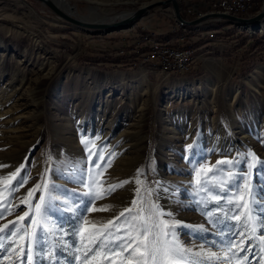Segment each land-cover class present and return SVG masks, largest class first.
<instances>
[{"label":"rangeland","instance_id":"obj_1","mask_svg":"<svg viewBox=\"0 0 264 264\" xmlns=\"http://www.w3.org/2000/svg\"><path fill=\"white\" fill-rule=\"evenodd\" d=\"M158 1L54 3L88 22L115 21L149 5L136 21L159 28L164 20ZM262 1L255 0V13ZM134 22L130 26L138 24ZM219 22L212 25H222L217 31L232 25L229 38L198 37L195 45L214 44L202 47L208 51L198 57L194 69L174 76L134 66V56L118 58L108 48L118 44L112 32L130 26L94 36L68 24L38 0H0V264H29L26 234L34 245L31 264H77L81 236L85 246L93 240L97 245L80 264H101V256L95 255L98 244L125 235L127 222L137 223L133 217L150 214L153 224L163 220L175 225L168 231L192 250L185 254L187 264H209L195 256L201 250L221 257L210 264H261L260 228L249 250L247 238L252 233L231 219L239 215L235 204L227 203L237 192L236 182L229 181L224 191L217 185L227 180L229 172L248 175L251 161L246 157L254 153L260 163L251 169L253 199L264 202V62L258 61L264 58V44L252 46L251 36H264V28L256 27L264 19L239 26ZM125 59L130 60L129 67ZM82 138L93 143L85 145ZM234 159L242 163L217 165ZM22 165L17 183L12 176ZM90 168V187L102 195L94 202L83 195ZM138 170L143 199L136 191L141 187L136 183ZM206 177L215 178L216 184L202 182L198 188L197 179ZM123 181L128 183L104 195L109 186ZM41 196L45 202L37 226L32 219ZM212 196L221 199L217 202ZM152 203L162 216L153 214ZM126 209L131 211L117 220ZM209 211L213 216L207 215ZM25 212L29 216L19 221ZM12 221L19 228L3 231ZM12 231L18 235L12 236ZM108 232L114 235L108 237ZM241 233L245 250L230 251ZM102 255L107 264H131L118 251Z\"/></svg>","mask_w":264,"mask_h":264},{"label":"snow or ice","instance_id":"obj_2","mask_svg":"<svg viewBox=\"0 0 264 264\" xmlns=\"http://www.w3.org/2000/svg\"><path fill=\"white\" fill-rule=\"evenodd\" d=\"M83 144L88 145L89 143H93L92 141L85 140L82 138L81 141ZM191 148V146H189ZM115 154H113L114 156ZM103 159V157H101ZM246 159L250 160L249 163V173L245 176H240L236 172H229L227 174V180L221 179L218 183V187L221 191H224L225 188L228 186L229 181H235L237 186V192L231 193L229 199L227 200V203L229 204H235L236 209L239 211V215H234L231 217V219L239 222H242L246 228L252 233L251 236H249L247 239L249 241L248 248L251 249L250 241L253 238H256V230L257 227L260 228L262 235L258 239V246L261 248V251L264 252V202L257 201L253 199V193H252V186H251V169L256 167L257 163H260L257 161V158L255 157L254 153H248ZM89 163H93L91 159V155L89 156ZM242 163L240 160H222L218 161L217 165L220 164H226V165H236ZM111 164V158L108 160V165ZM96 167H99V165H96ZM216 166H213L212 169H209V172L214 171ZM24 166L22 165L20 169H17L16 173H13L12 179L15 180L17 183H19L20 179V172L23 170ZM142 174L141 170H138L137 172V181L136 183L138 185H141V187L137 188V196L139 199H143V197L140 195L142 191V185L143 181L139 179V176ZM198 176H199V170H198ZM88 182L84 184V187L88 190L83 193L85 197H89L90 201L88 202H94L96 199H101V194H95L90 187L93 179V169H89L88 174ZM243 180L244 184L240 186L239 180ZM25 184L27 183L26 180L23 181ZM202 182H208V183H214L216 184L215 178L208 180L207 177L204 181H201L200 179H197V187L199 188L200 184ZM124 183H128V181H123L120 184L111 185L108 189L105 190L104 195L109 194L112 191H115L117 188L121 187ZM39 185H37L35 188L29 190V197L35 194V192L39 189ZM45 189L49 187L47 183L44 185ZM54 187V186H53ZM151 192L149 191V195ZM245 194L248 196V199L245 200L244 196ZM212 200L219 202L221 197L219 196H212ZM44 202L45 198L44 196H41L40 202L35 205V212L37 214V217H34L32 219L33 225H40V221L38 219L41 210L44 208ZM28 203H31L29 200ZM137 204V201H133V205L135 206ZM111 206H105V209L110 208ZM151 209L153 214L156 217H160L163 215L162 211L158 210V205L155 203L151 204ZM131 209H126L124 212L120 213V216L116 219L119 220L121 217L126 216L127 213H129ZM217 211H221L220 209H217ZM257 213L259 218H257V215H254L253 213ZM2 214V212H0ZM209 217L213 216V213L209 211L207 213ZM29 216L28 212H25L24 216L19 218V221H24L26 217ZM134 221H137V223L127 222L128 227L125 229V235L123 236H116L115 239H108L105 238L102 242L98 244V251L95 252V255L101 256V264H107V260L103 257L104 252L111 253L113 251H118L119 255L121 257L126 258L127 260L131 261V264H187L185 260V254H191V249H186L183 247V245L180 244L178 238L175 236L174 232H169L168 229L174 228L175 225H169L166 221L160 220L158 223L153 224V215L148 216H139V217H133ZM109 225H112L115 223V221H109ZM139 225V226H137ZM12 227L19 228V225L16 221L10 222V224H6L3 227V231H10ZM155 229V231L153 230ZM117 231H120L119 229ZM12 236L18 235V231H12ZM114 233L108 232L107 236L112 237ZM32 236L36 238V246H39V237L34 232L32 233ZM26 241L27 243V259L29 261V264L33 261V243L30 241V238L26 234ZM97 245V240H93L91 244L85 246L83 242V236H81V247L77 248V252H82V255L76 256L77 264H80V262L84 259L88 258V253L93 252V246ZM0 247H3V244L0 243ZM236 249L237 251L243 252L245 250V238L244 233L240 234V238L238 241L232 242L231 249ZM21 254H24V249H21ZM51 255V254H49ZM195 256L202 257L203 260H206L209 262H212L214 260L221 259V257H218L215 253L212 252H204L201 250L200 252H196ZM245 260H247V257H245ZM42 264V262H41ZM123 264V262H121ZM197 264H202V262H197ZM239 264H243V262H239ZM261 264H264V258H262Z\"/></svg>","mask_w":264,"mask_h":264},{"label":"built area","instance_id":"obj_3","mask_svg":"<svg viewBox=\"0 0 264 264\" xmlns=\"http://www.w3.org/2000/svg\"><path fill=\"white\" fill-rule=\"evenodd\" d=\"M176 1L177 4L182 2L185 13L194 15L195 18L210 12L249 13L256 7L255 0ZM263 2L264 0L260 8L264 7ZM159 7L161 8L160 15L163 17L164 26L162 24L159 28H154L144 22L136 21L138 24L130 26L128 30L112 32V34H117L114 42L118 44L109 45L108 48L116 53L118 58L127 53L134 56V66H145L166 75H184L194 69L198 57L208 51L203 49L206 48L204 46L206 43L198 44V46L195 45L196 41L202 37H205V40L214 39L217 29L212 26L213 22L222 20L207 19L197 24L184 25L174 19L172 8L168 9L171 7L170 5L160 4ZM96 35L94 34V36Z\"/></svg>","mask_w":264,"mask_h":264},{"label":"water","instance_id":"obj_4","mask_svg":"<svg viewBox=\"0 0 264 264\" xmlns=\"http://www.w3.org/2000/svg\"><path fill=\"white\" fill-rule=\"evenodd\" d=\"M41 3H43L45 6H47L52 12H54L56 15L60 16L62 19H64L68 24H74L75 26H78L79 29L82 31L94 34V33H107L115 30H119L122 28L129 27L134 21L137 20V18H140V16L146 12V9L149 8V6L146 7H138L130 12V14L125 18H120L115 21L110 20H104V21H83L78 20L72 16H69V14H66L60 10H58L57 6L51 1V0H38ZM162 5L169 4L172 8L173 16L176 21H178L181 24H197L201 21L207 20V19H219L223 20L228 23H234L239 25L243 24H255L258 21H261L264 19V7L261 8L258 12L254 14L252 17H237L231 14H225L221 12H210L207 14H204L198 18H195L192 21L185 22L181 19L178 11V5L176 0H160L158 1Z\"/></svg>","mask_w":264,"mask_h":264},{"label":"trees","instance_id":"obj_5","mask_svg":"<svg viewBox=\"0 0 264 264\" xmlns=\"http://www.w3.org/2000/svg\"><path fill=\"white\" fill-rule=\"evenodd\" d=\"M203 1H205V0H203ZM177 5H178L179 15H180V17H181V19L183 21L189 22V21H192V20L195 19L194 15L185 13L184 4L182 2L178 3ZM255 11L256 10H253L252 12H249V13H234V14H231V15H234V16H237V17H242V18H244V17H252V16H254ZM218 23H220V22H218ZM230 26H232V25L231 24H227V25L223 26V29L217 31V35H219L222 39H224L226 37L229 38L231 33H233V27H230ZM221 27H222V25L220 26V24L219 25L216 24L214 28L218 30ZM251 36H252V39H253L252 40V43H253L252 46L256 47V46L259 45L260 47H262V44H264V36L257 35L256 33L254 35H251ZM236 41L238 42V44H242L243 43V38L242 39H237ZM129 61H130L129 59H125L123 61L127 67H129V64H128ZM258 61H263L264 62V58L261 57ZM122 67H124V66H122ZM125 69H127V68H125Z\"/></svg>","mask_w":264,"mask_h":264},{"label":"bare ground","instance_id":"obj_6","mask_svg":"<svg viewBox=\"0 0 264 264\" xmlns=\"http://www.w3.org/2000/svg\"><path fill=\"white\" fill-rule=\"evenodd\" d=\"M51 1H52L53 3L55 2L57 5H60V4H59V1H61V0H51ZM112 1H119V0H112ZM55 3H54V4H55ZM56 4H55V5H56ZM57 5H56V6H57ZM64 5H65V4H63V6H64ZM148 6H149V5H148ZM65 7H67V9H69L68 6L65 5ZM145 7H146V5H145ZM57 8H58V6H57ZM63 9H64V8H63ZM67 9H66V10H67ZM58 10H60V9L58 8ZM92 10H93V9H92ZM60 11H61V10H60ZM93 11H94V10H93ZM62 12H63V11H62ZM64 13H66V12H64ZM66 14H68V13H66ZM142 15H143V14H142ZM142 15H141V16H142ZM69 16H72V15L69 14ZM141 16H140V17H141ZM72 17H74V16H72ZM120 17H121V18H125V17H127V16H125V15H121ZM74 18H76V17H74ZM76 19H78V20H82V19H80V18H76ZM113 19H114V18H113ZM115 19H116V18H115ZM83 21H84V20H83ZM87 22H88V21H87ZM258 22H259V21H258ZM77 27H78V26H77ZM256 27H258V28H262V29H263V28H264V24H263V23H262V24H259V25L256 26ZM78 28H79V27H78Z\"/></svg>","mask_w":264,"mask_h":264},{"label":"crops","instance_id":"obj_7","mask_svg":"<svg viewBox=\"0 0 264 264\" xmlns=\"http://www.w3.org/2000/svg\"><path fill=\"white\" fill-rule=\"evenodd\" d=\"M224 22V21H223ZM163 24V23H162ZM163 26H164V24H163ZM206 45H209L208 47H212V44L210 45V43L208 44V43H206L204 46H206Z\"/></svg>","mask_w":264,"mask_h":264}]
</instances>
